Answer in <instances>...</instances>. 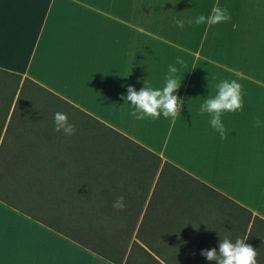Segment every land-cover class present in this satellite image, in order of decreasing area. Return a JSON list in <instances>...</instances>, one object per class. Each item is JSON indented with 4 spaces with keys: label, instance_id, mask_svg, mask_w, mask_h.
Listing matches in <instances>:
<instances>
[{
    "label": "crops",
    "instance_id": "1",
    "mask_svg": "<svg viewBox=\"0 0 264 264\" xmlns=\"http://www.w3.org/2000/svg\"><path fill=\"white\" fill-rule=\"evenodd\" d=\"M80 1L76 10L57 0H0V68L33 79L264 219V79L243 77L247 69L231 64L195 61L202 52L184 42L195 35L158 25L132 30L142 21L119 13L120 1L89 0L94 9L86 14L88 0ZM169 65L184 79L180 116L131 117L127 88H162ZM224 79L239 80L244 107L223 114L222 140L199 107ZM22 208L32 216L0 201V264H116L58 232L68 231L51 209ZM130 249L123 264H137Z\"/></svg>",
    "mask_w": 264,
    "mask_h": 264
},
{
    "label": "trees",
    "instance_id": "2",
    "mask_svg": "<svg viewBox=\"0 0 264 264\" xmlns=\"http://www.w3.org/2000/svg\"><path fill=\"white\" fill-rule=\"evenodd\" d=\"M58 109L80 118L75 135L55 130ZM119 196L123 210L113 207ZM0 201L28 214L22 207L51 209L68 231L58 232L116 264L129 248L137 264H217L200 252L218 249L225 236L247 237L264 264L263 218L33 79L1 68Z\"/></svg>",
    "mask_w": 264,
    "mask_h": 264
},
{
    "label": "rangeland",
    "instance_id": "3",
    "mask_svg": "<svg viewBox=\"0 0 264 264\" xmlns=\"http://www.w3.org/2000/svg\"><path fill=\"white\" fill-rule=\"evenodd\" d=\"M115 1H120V6L115 7L119 13L122 15L130 14L132 20L142 21V23L132 24V30L135 28L142 30L144 26L150 29V27L158 25L170 34L183 32L186 35H195L196 38L184 39V42H190L191 46L199 48L202 52L200 55L194 56L195 61L201 57L202 62L231 64L234 67L247 69L240 72L248 74L243 77L264 79V0ZM57 3L59 6H74L76 10H79V3L80 5L84 4L80 0L79 3L77 1L73 3V0H57ZM92 5L93 2L90 3L88 0V10L85 11V14L94 9ZM213 6L226 7L231 14V20L213 26H197L187 22L183 27L176 26V18L187 21V19L194 18L201 13L207 15ZM65 17H69L68 14H65ZM204 52H211V55L204 54ZM56 112L63 111L58 109L54 113ZM63 113L67 112L64 111ZM68 117L70 122L75 124L77 130L81 129L80 118L73 114H68ZM204 224L206 225V223Z\"/></svg>",
    "mask_w": 264,
    "mask_h": 264
},
{
    "label": "clouds",
    "instance_id": "4",
    "mask_svg": "<svg viewBox=\"0 0 264 264\" xmlns=\"http://www.w3.org/2000/svg\"><path fill=\"white\" fill-rule=\"evenodd\" d=\"M231 20V14L226 7L213 6L209 14L203 13L187 21L181 18L175 19L178 27L188 24L213 26ZM177 65H184L182 58H177ZM239 74H237L238 76ZM184 80V79H183ZM180 68L169 65L165 84L162 88H153L147 82L139 91L135 86L127 88L126 103H130L129 115L138 121L147 118L158 120L163 116L173 122L180 116L183 108V100L177 94L183 82ZM216 94L209 96L199 107L201 114L210 116L211 127L219 134L220 138L227 139V129L222 120L224 113H233L244 107V93L238 79H224L216 85ZM261 119L257 117L254 126H261ZM55 130L63 132L66 136L76 134L77 128L70 122L68 114L56 112L54 114ZM113 207L123 210L126 207L125 198L119 196L113 202ZM247 237H237L235 240L228 236L221 238L218 249H203L200 254L208 261H216L217 264H258L259 252L252 244L247 243Z\"/></svg>",
    "mask_w": 264,
    "mask_h": 264
}]
</instances>
